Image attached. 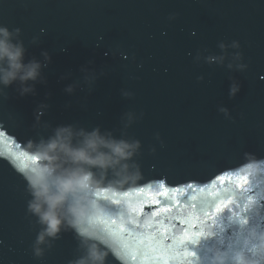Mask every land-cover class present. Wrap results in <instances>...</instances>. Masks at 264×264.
Wrapping results in <instances>:
<instances>
[{
  "label": "water",
  "instance_id": "95a60500",
  "mask_svg": "<svg viewBox=\"0 0 264 264\" xmlns=\"http://www.w3.org/2000/svg\"><path fill=\"white\" fill-rule=\"evenodd\" d=\"M170 13L177 14L175 20L168 21ZM0 24L20 28L26 60L42 59V50L51 57L43 70L46 83L35 85V95L21 97L15 85L0 94V144L6 151L29 155L26 142L47 137L58 125L99 126L119 137L123 113H144L125 130L126 138L141 143L134 159L142 179L130 190L102 192L114 211L82 225L99 235L107 226L102 221L114 219L130 233L121 241L108 237L114 248L106 264H209L210 248L247 250L243 241L249 229L264 230V0H0ZM33 37L38 43H30ZM232 40L240 43L247 64L243 72L193 62L197 50L219 54L218 42ZM85 65L105 72L90 94L82 84ZM230 77L241 84L233 98ZM73 82L80 86L68 95L64 88ZM121 89L133 96L123 98ZM40 103L48 105L41 122L50 128L33 126ZM221 106L231 119L218 112ZM21 163L30 166V160ZM22 175L7 156L0 157V264H68L81 255L71 229L62 230L41 258L34 257L39 225L27 212L31 197ZM153 200L175 204L170 217L159 214L163 224L151 215L159 207ZM225 203L227 208L213 216L215 205ZM129 204L143 211L139 216L125 212ZM121 211L153 227H130L116 214ZM185 228L205 234L196 243L186 242L191 257L177 255L172 239L160 241L155 251L140 244L141 237L163 235L165 229L179 238Z\"/></svg>",
  "mask_w": 264,
  "mask_h": 264
},
{
  "label": "clouds",
  "instance_id": "9594fccd",
  "mask_svg": "<svg viewBox=\"0 0 264 264\" xmlns=\"http://www.w3.org/2000/svg\"><path fill=\"white\" fill-rule=\"evenodd\" d=\"M176 16V13H170L167 19L173 21ZM20 35V28L10 30L8 26L0 24V94L15 85L19 96L35 95V85L46 83L43 70L51 62L49 53L42 50V59L32 57L26 60L27 49ZM30 43H38V37H33ZM217 47L219 54L203 55L201 50H197L193 62L203 60L208 65L216 64L229 71L246 70L247 64L242 62L243 54L239 51L241 46L238 41L232 40L227 44L220 41ZM229 49L234 51L230 52ZM92 63L89 61L88 65ZM88 65L81 66L80 72L82 84L90 94L92 85L98 78L105 76V72L101 69L97 73L95 68ZM197 80H203V76H198ZM230 81L229 97L233 98L239 93L241 84L232 77ZM79 86L76 82L70 83L64 92L72 95ZM120 95L131 98L133 93L121 89ZM47 108L45 103L37 105L34 127H51L41 122V116ZM217 110L226 119H231L226 107L221 106ZM143 115V111L139 116L133 111L123 113L119 137L111 130L102 131L99 126L86 129L68 124L51 128L47 137L30 138L26 142V151L31 158L30 166L23 172L26 190L31 197L27 202V212L35 217L39 225L32 244L35 258H41L45 250L53 246L62 230L71 229L76 233L81 255L69 260L68 264H106L114 248L113 242L109 238H101L96 230L83 228L82 225L92 224L105 214L108 206L107 199L101 196L102 192L130 190L142 179L140 166L134 159L139 154L141 143L137 139L126 138L125 130ZM156 139H160L159 133ZM248 163L255 161L246 160L245 164ZM255 174L262 173L257 168ZM253 206L254 203L251 208ZM127 211L129 208L125 209ZM243 244L247 250L245 247L226 250L210 248L209 264H264V230L249 229Z\"/></svg>",
  "mask_w": 264,
  "mask_h": 264
},
{
  "label": "snow or ice",
  "instance_id": "6c2138e0",
  "mask_svg": "<svg viewBox=\"0 0 264 264\" xmlns=\"http://www.w3.org/2000/svg\"><path fill=\"white\" fill-rule=\"evenodd\" d=\"M2 135V134H0ZM7 156V158L9 160H11L18 168V171L23 174V172L28 168L27 164L21 163L22 159H26V160H30V156L25 153V152H8L6 151V145H2L0 144V157H4ZM23 178V175H22ZM218 179L220 181L224 180V177H218ZM245 183L247 182L246 179L244 181ZM161 188L164 187V184L162 183L160 185ZM185 187H187L188 189H192L193 185L192 184H187ZM134 191L136 193H142L144 192L143 188H136L134 189ZM171 191H178V189H172ZM123 196L127 197L129 195L128 192H124L122 193ZM161 195H164V193H161ZM214 197H221V194H217ZM105 199H108L107 197H104ZM221 198H219L218 200H220ZM231 198L228 197L227 199V203H231ZM112 203L114 204H120L119 200H113ZM227 203L221 205V204H216L215 205V212L213 213V216L215 215V213H221L224 209L227 208ZM207 202L206 201H202L201 205H206ZM152 205L154 206H159L158 207V211H154L151 213V215L153 217H157V224H163V221L159 220V214L161 212L163 213H168L169 217L173 211V208L175 207V204H162V201L160 200H153L152 201ZM192 208H196V204L193 203L191 205ZM129 208V212L130 213H136L137 216L140 215V213L143 211V209H138L136 208L134 205L129 204L128 205ZM247 209V207L245 208V210ZM114 210L112 209H107L105 214H107L108 212H112ZM200 213L202 215H207V211H204L203 208H200ZM117 215H119L122 219H127L129 226H134L135 229H140L143 227H148V228H152L153 225L150 222H146L145 224H141L139 222V220L134 217V216H126L125 213L123 211L116 213ZM199 218V217H198ZM212 217H209V219H211ZM243 223V220L241 221ZM103 224L107 225L106 227H104V229L102 230L101 234H99L101 236V238H108L109 236H115L117 238L118 241H121V238L123 235H130V233H126L124 227L118 226L116 223V220L114 219H109L107 221H102ZM187 223V222H185ZM192 228H195V225H191ZM183 236L177 238L176 236H172L169 237L167 235V229H165L164 234L160 235L159 233H156L154 236L150 235L147 239H144L143 237H141L140 239V244L142 246L147 245V247L151 248L153 251H155L157 248L160 247V241L162 240H167V239H172L175 241V243L172 245V248L175 250L177 255H183L184 257H191L194 254L189 252L186 248V242H191V243H196L197 240L200 237H204L205 234L198 232V231H194V232H189L186 228L183 230ZM162 250V249H161ZM140 251V248L137 249V252ZM127 252V246H125L122 249V253H126ZM135 258V256L133 257Z\"/></svg>",
  "mask_w": 264,
  "mask_h": 264
}]
</instances>
